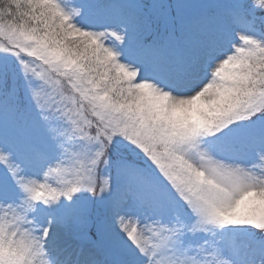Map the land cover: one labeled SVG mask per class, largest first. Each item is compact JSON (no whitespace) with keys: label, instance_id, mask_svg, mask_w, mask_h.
<instances>
[{"label":"snow or ice","instance_id":"snow-or-ice-1","mask_svg":"<svg viewBox=\"0 0 264 264\" xmlns=\"http://www.w3.org/2000/svg\"><path fill=\"white\" fill-rule=\"evenodd\" d=\"M0 264H264V0H0Z\"/></svg>","mask_w":264,"mask_h":264}]
</instances>
